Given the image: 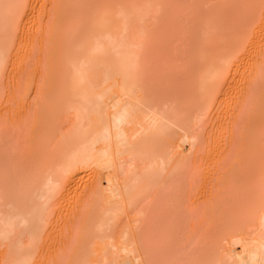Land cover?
Segmentation results:
<instances>
[{
    "label": "bare ground",
    "instance_id": "1",
    "mask_svg": "<svg viewBox=\"0 0 264 264\" xmlns=\"http://www.w3.org/2000/svg\"><path fill=\"white\" fill-rule=\"evenodd\" d=\"M14 1H17L18 3H14ZM14 1L0 0V33L5 32L6 29H8V26H11L10 24L8 25V23L7 26L5 25L6 23L3 24V19L6 20V22L10 20L13 21L12 16H16V14L13 15V13H16L17 9L20 8V6H17L19 8L15 6L18 4L20 5L22 0ZM33 2V5H31L30 8L28 7L29 10L26 9V15L23 14L25 13V10L19 9L23 11V13L18 11L20 13L16 16L15 22L18 21L21 13L28 16L25 17L26 19L34 15V5L36 2ZM155 2L156 0H154V3ZM135 3H137V1ZM23 4L21 3V5ZM12 7L16 10L14 11L12 9L13 13H11L10 10ZM145 7L146 6L143 8ZM141 8H139L140 10L137 9V11L136 9L132 10L126 7H121L116 11L108 9L102 13L97 11V13H94L95 18L80 37L78 36L80 28H77L76 22H82L84 18H77H80L81 15H84L85 17V14L87 13L81 14L80 16L78 14L79 17H76V19L72 20V22L70 21L71 23H67V27L71 26L68 28L66 27L65 29L71 30L72 32L65 39L67 46H65L64 52L61 55V70L59 73L61 86L60 88L58 87L59 91H56V93H59L56 99L57 105L54 106L55 113L53 115L55 129L59 128V137L56 138L53 143L55 146L57 144L55 147L57 154L54 155V153H52V155H47L43 164H41V169L38 170L35 176H33V181L30 183L27 179V182L30 184H27L25 181V186L24 182L22 181V184L20 181V183L25 186L23 192H21L22 188L20 189L22 196L15 193L12 194V191L10 193L9 191L4 190V188L6 189L5 184L7 181L3 183L4 185L2 186L3 181L0 179V242L1 244L4 243V245H2L5 248V251H0V256L3 264L31 263L37 243L43 239L41 237V232H43L42 228L47 224L45 222L48 221L47 217H49L48 215L51 211L49 208L53 205L51 204L53 203V199L58 196L60 192L65 193L66 190L63 192L62 190L66 184L68 187L72 184H74V186L77 184L79 185V183L82 182L86 176L89 178V182L85 184L87 192L84 196L82 193H85V190L80 193L84 200H82L83 203L81 204L82 209H80V211H82L78 221L79 225L78 223L76 225V229L80 228L78 229L79 231L74 229L77 233V238L74 237L72 240L75 245L77 244V246H74L77 247V249L73 248L76 252H78V258L75 255L76 259L74 257V262H76V264H160L162 259H164L160 254L158 256L162 259H158L159 257H156L155 250L158 247V242L156 241L157 239L154 241L152 239V233L155 235L157 233L155 232L157 230L155 228L156 223L159 222V214L156 213L159 212L161 214L160 210H162V205H167L168 202L165 201V204L164 200L169 197V194H171L177 188V185L181 183L180 181H183L184 179L182 178V172L177 174L175 171L179 170V166H188L193 159L192 156L197 155V147L200 142L201 135H199L196 131H193L194 127L191 124L193 119L191 118L195 115L196 120L198 118L201 121L202 116L205 115L204 113L213 111V97L215 95L214 84L216 80L221 78V75L223 78L221 65L225 57L217 59L216 57H211L212 59L207 60L205 67L203 66L204 68H202L199 74H197V92L199 93L198 96L203 102V105L201 102L198 103V105L194 104V108L197 110L195 111L196 114L194 112V114L191 115L192 113L190 114L188 111H179V109H177V111L175 107H167V104L166 106H163L166 102H162L163 104L156 102L157 100L155 101L147 95L150 93H147V89L144 84L145 79L142 69H147L144 67L146 66L144 61L145 58L147 59L146 52L149 50L148 45L151 42H148L150 37L148 38L146 33H149L151 28L148 26L150 29L147 28L149 30L147 32V23L144 21L146 16H148V13L146 15V8L144 9L145 11ZM99 10H104V8ZM9 13H11V18L5 19L6 15ZM26 19H24V22L27 21ZM35 20L31 21L35 23ZM83 22L86 21L84 20ZM17 24L19 23L17 22ZM28 24L31 25L32 23L30 24V22H28ZM15 26L16 23L14 24V27ZM18 26H16L15 29ZM161 26L162 25L159 27ZM26 27L27 26L25 25V28ZM28 30L30 31V29ZM41 30L43 29H40L39 31ZM153 32L154 31H152V33ZM3 34L5 33H2L0 36L3 37ZM28 34H30V32ZM161 34L164 35V33ZM147 35L151 34L149 33ZM1 37L0 80L2 78V72H5L4 66H6V58H9L8 56L6 57V54L11 52V50H8L11 49L10 46L9 48L7 46L12 42L11 39V42L6 46V49L5 45L7 42L4 43L3 41L6 40H2ZM146 37L148 40H146ZM164 37L161 38L164 39ZM3 38L5 39V36ZM152 38L150 40H152ZM14 41L16 42V40ZM145 41H147V43ZM30 43L31 41H29V45L27 44L28 47L30 46ZM156 43L158 44V42ZM24 44H26V42ZM12 45L17 46L14 42ZM155 45H152V47L154 48ZM24 46L21 49H23ZM159 46H161V44ZM145 47H147V49ZM6 50L10 52L7 53ZM144 50L146 56L144 55ZM149 52L151 53L152 51ZM153 54L154 53H152V55ZM236 55L237 53L234 54L233 57L235 58ZM22 56L24 55H21V57ZM153 56H156V54ZM148 59V61H151L150 59H152V57ZM225 62L234 64V66L239 65L233 61V63L229 62L228 59ZM155 65L154 67L156 68ZM154 67L151 69L155 70ZM161 73L164 74L163 72ZM154 78L156 79L157 77L154 76ZM147 79L150 81V77ZM150 89H152V87ZM250 91L251 90H249V92ZM188 92H190V90ZM246 93L248 95V90ZM251 93L253 94V92ZM255 95L257 96V94ZM251 96L253 95L250 94L249 98H251ZM256 96L255 99L258 97ZM47 97L49 98L50 96ZM53 100L54 99H52V101ZM250 101L254 102L253 98ZM251 102H245L244 100L242 107L246 106L248 103L251 104ZM189 107H191V105H189ZM242 107L240 109H243ZM212 113L215 114L216 112ZM69 119H71L72 122L70 125L68 123L67 129H64L63 123L66 124ZM184 143H187V148L184 146ZM1 166L2 165H0V167ZM180 169L183 171L182 168ZM224 182L225 181H223V183ZM229 183L231 182L229 181ZM237 185L238 187L235 189L234 199L235 209L234 211L229 209L233 213L229 215V220L224 222V224H221L223 226L221 229L219 228V231L214 230L208 234L205 239L202 237L203 239L199 242H195L196 240L191 242L190 247L188 250L186 249V252L183 248L182 249L184 251H181L179 255L177 254L179 252H174V259H169L172 261H170L171 264H264V172L258 174L257 176L250 174L240 176L237 180ZM8 187L10 186L8 185ZM10 190L12 189L10 188ZM179 190L180 189H178V193ZM226 190H224L223 193H227L229 191V189L227 191ZM220 198L218 196L213 198L218 203V206L221 202L220 200H223ZM81 199L77 200L81 201ZM171 201H173V199ZM174 201L176 200L174 199ZM169 203L168 206H170ZM179 206H181V204ZM218 208L216 207L217 210ZM163 211L164 210H162V212ZM207 211H209L208 208ZM214 211L216 210L214 209ZM129 213H131V216ZM208 213L209 215L211 214L210 212ZM123 214H127L128 216V218L125 217L126 215L124 216L128 222H126V225H124L125 222H120ZM162 215L164 216V214ZM129 216L134 218L131 222L128 221ZM212 218L215 219V217ZM156 220L157 222L154 225V221ZM222 221L223 220H221V222ZM162 224H164L163 221ZM162 224L159 223L161 226ZM161 231L163 232L162 229ZM161 231L159 230V236L157 235L154 239L160 237L162 234ZM72 233L75 234V232ZM82 235H84V237ZM75 238L76 241H74ZM77 239L79 242L83 239V248L80 247V243ZM42 241L44 242V240ZM74 244H70L71 246L67 249L70 248L69 250H73L71 247ZM160 249L162 250V248ZM176 249H178V251L180 250L179 248ZM180 255H182L181 257H184V259L179 258ZM69 257L70 256H68V258ZM64 259L67 260V258ZM35 262L36 261H34V264ZM165 262L166 261L161 264H167L168 261L166 263Z\"/></svg>",
    "mask_w": 264,
    "mask_h": 264
},
{
    "label": "rangeland",
    "instance_id": "2",
    "mask_svg": "<svg viewBox=\"0 0 264 264\" xmlns=\"http://www.w3.org/2000/svg\"><path fill=\"white\" fill-rule=\"evenodd\" d=\"M33 1H35V5H37H34L35 9L34 15H32L33 18L31 16L30 18H28V20L25 18L28 16L25 15L27 10H29L31 5H33ZM59 1L60 0H22L21 3H24V6L21 5L20 1V5L18 4L14 6H20V8H17L25 10V13L17 8V11L13 9V7L10 9L11 13H13V10L16 11V13L14 12L13 15H19L20 12L18 11H21L23 14H25H20V17L22 19L20 17L18 19L17 17L18 21L17 19L16 21L19 24L15 22V15L12 16L13 21L10 20L6 22V20L3 19V24L6 23L5 25L7 26L8 23V25L10 24L11 26H8V29L5 28L6 31L2 32L5 33L3 34V37L5 36V39L1 36L0 37L2 38V40H6L3 41L4 43L7 42L5 48L7 44L11 42V39L12 42L7 46L8 48L10 46L11 49L8 50H11V52L9 51V53L8 50H6V52L10 54L9 55L5 53L6 57H9L6 58L7 62L5 63V65L8 66H4L5 72H2V78L0 80V92H2L0 93V165H2L0 167L2 169V171L0 169V177L4 178L0 179H2L3 181L2 186L4 185L3 183L7 181L5 184L6 189L4 187L3 188L10 193L12 191V194L15 193L22 196L21 192H23V190L25 189L26 183L30 184L33 181V176H35L38 170L41 169V164H43L44 159H46L47 155H52V153H54V155L57 154V151L55 149V147L57 146V142L55 143L56 146L53 144L54 140L59 137V128L55 129V121L53 118V115L55 113L54 106L57 105L56 99L59 93H56V91H59V88L61 86L59 73L61 70V55L64 52L65 46H67V43H65V39L72 32L71 30H66L65 28L67 27V23H69L70 21L72 22V20H75L76 17H79L81 14L87 13L85 14L86 18L84 17V15H81L80 18H77L82 19L83 17V21L85 20L86 22L82 21L78 23V21H75L77 23V28H80L78 34V36L80 37L82 33H84V31L89 27L92 20L95 18L94 13H97V11L101 13L108 9L116 11L121 7L130 8L132 10L136 9L137 11V9L146 6V9L143 8V10H146V15L148 13L149 17L146 16L144 22L147 23L146 29L151 28V31L149 32L151 35H147L149 33H146V36L148 38L150 37V39L153 36L152 40H148V38L146 37V40H148V42H151L150 44L148 43L149 50H147L146 52L147 56L144 50V55L147 57V59L145 58L144 61V64L146 66H144V64L143 66L147 69H145L144 67V69H142L145 79L144 84L146 86L147 93H150L147 95L150 96V98H152L153 100H157L156 102L160 104L162 102H166L165 105L162 103L163 106H166L167 104V107H175L176 110L179 109V111H188L190 114L192 113L191 115H193L194 112L197 111L195 110L196 108H194V106L196 104L198 105V103L200 102L201 104L203 103L198 96L199 93L197 92V74H199L201 69L205 67L207 60L215 57L216 59L225 57L221 65L223 78L221 75V78L216 80L214 84L215 98L213 97L214 104L212 107V112L216 113L213 114L211 111L204 113L205 115H203L201 118L202 122L198 118L196 120L195 115H193L194 117L192 116L193 118L191 119L194 120H192L191 122L194 127H192L193 131H196L197 133H199V135H201L200 142L197 147L198 151L196 150L197 153L195 152L197 155L192 156L193 159L191 163L188 164V166L186 165L187 167L179 166L182 169L184 167L187 168H185L186 170L183 169L184 172L186 171L185 173L181 171L180 168H178L179 170L176 169L177 171L175 172H177V174H180L182 172V178L184 179L183 181H180L181 183L179 182L181 185L178 184L177 188L171 194H169V197L164 200V202L168 201L167 205H162V210L164 211L162 212V210H160L161 214L159 212L156 213L159 214V222H157V220L154 221V225L157 222V227L155 226V228L157 230L159 228L160 231L162 229L163 232L161 231V233L163 235L161 234L160 237L154 239V237H156L158 233L160 234V232L159 230L157 231L155 229V232H157L155 235L151 231L153 241L157 239L156 241L158 243H155H157L158 247L162 248V250L164 249L162 252V250L156 246L159 250L158 251L155 248L156 257L158 258V255L160 254L164 259H162L161 257H159L158 259H162L163 263L164 261H168L167 264H171L172 261L169 259H174V252H179L177 253L178 255L181 251L185 250L186 252L189 249L191 242L195 240V242H199L203 238L205 239V237L214 230L219 231L223 226L221 224H224V222H227L229 220V215H231L232 211H234L235 209V189L236 187H238L237 180L240 176L249 174L257 176L258 174L264 172V0H156L155 3L154 0ZM136 1L138 4L135 3ZM140 1L143 3H141ZM16 2L14 1V3ZM150 7H152L153 9ZM45 8L48 9L46 10ZM103 8L104 10H99ZM11 13L6 15V18H4L10 19ZM24 19L30 22V24L32 23V26L29 25L27 21L24 22ZM31 20H35V23ZM15 23L16 26L19 25L17 27L18 29H15ZM82 23H84L85 25ZM24 24L27 26L26 28ZM159 24L162 26L159 27ZM28 29H30V31ZM40 29L43 30L39 31ZM148 29L147 32L149 31ZM152 31L154 32L152 33ZM29 32L30 34H28ZM2 33H0V35H2ZM161 33H164V35H162ZM12 35L13 37H15L13 38ZM156 37L158 38V40ZM161 37H164V39ZM14 40H16V42ZM29 41H31V43L28 47ZM13 42L17 44V46L12 45ZM25 42L26 44H24ZM145 42L147 43V41ZM156 42H158V44ZM151 43L153 46L156 44L154 48L152 47ZM160 44L161 46H159ZM23 46L24 48L21 49ZM145 48L147 49V47ZM149 51L152 52L150 53ZM159 51L162 52L160 53ZM157 52L160 53L161 56ZM152 53H154L153 55L156 54V56H153ZM236 53L237 55L234 58L233 56ZM21 55L24 56L21 57ZM150 56L152 57V59H150L152 62L148 61V58H151ZM164 58L166 59V61ZM227 59L229 62L238 63L239 65L234 66V64L225 62ZM153 62H156V65ZM153 64L156 66V68ZM153 67L155 68V70L151 69ZM161 72H163L164 74H162ZM154 76L157 78L155 79ZM146 77H150V81ZM151 87L152 89H150ZM246 89L248 90V95L246 93ZM189 90L190 92H188ZM249 90L251 91L249 92ZM251 92H253V94ZM250 94L254 97L251 96V98H249ZM255 94H257L258 97ZM47 96L50 97L48 98ZM255 96L257 97L256 99ZM51 98L54 100L52 101ZM252 98L254 102L250 101ZM244 100L245 102H251V104L248 103L246 104V106L242 107V103L244 102ZM189 105H191L192 108L189 107ZM241 107L244 110L240 109ZM238 111L240 112V114ZM71 122V119H69L66 124L63 123V128L67 129L68 123L70 125ZM237 129L240 131H238ZM184 144V146L186 147L187 143ZM27 179L30 183L27 182ZM20 181L22 184L24 182L25 186L22 185ZM223 181L225 182L223 183ZM229 181L231 183H229ZM88 182L89 178L88 176H86L84 180L79 183V185L77 184L74 186V184H72L68 187V185L66 184L67 188L65 185V189L63 188L62 190V192L66 190L65 193L63 192V194L60 192V196L58 195L59 197L56 196L53 199V203H51L53 205L51 206V208H49V210L51 211L49 212L50 214L48 213V221L45 222L47 224L42 228V231L44 233L41 232V237L43 238L42 240H44V242L40 240L37 243V249L35 248L34 250V257H32V261L30 264H34V261H36L35 264H71L72 262L76 264L74 260L76 259V257L78 258V252L75 251L74 248L77 249V247L74 246H77V244L75 245L72 240L74 239V237L77 238V233L74 229L77 228L76 225L80 219L82 211H80V209H82L81 204L83 203L82 200H84L82 197L87 192V190L85 189V184H87ZM8 185L10 187H8ZM10 188L12 190H10ZM21 188L22 191L20 190ZM178 189H180L179 193ZM226 189H229L230 193L229 191L227 193L225 192L226 194L223 193ZM84 190L85 193L83 192ZM80 193H82L83 196ZM178 194L180 197L178 196ZM215 196H218L219 198L221 197L223 199H219L221 201L219 203V206L217 205L218 203L215 201V199H213ZM171 198L173 199V201H171ZM77 199H81V201H78ZM174 199L176 201H174ZM168 203L170 206H168ZM180 204L181 206H179ZM216 207H219L218 210L216 209ZM207 208L209 211H207ZM214 209L216 211H214ZM229 209H231L232 211ZM208 212L212 213L209 215ZM130 214L131 213H129V215ZM162 214H164V216ZM124 216L128 218L127 214H123V219L121 218V220H119L120 222L122 221V223L125 222L124 225H126L128 222L126 221L127 219H125ZM130 216L128 220L129 222L134 219ZM217 216L221 218H218ZM226 216L228 219L226 218ZM212 217H215L216 220ZM221 220L223 221L221 222ZM162 221L164 222V224H162ZM159 223L162 224V226L159 225ZM72 232H75V234ZM82 236L84 237V235ZM76 238L74 241H76ZM82 240L81 242H79L77 239V241L80 243L81 248H83ZM2 244L4 245V243ZM2 244L0 242V251H3L5 249ZM70 244H74L71 247H74L73 250H69L70 248L67 249L71 246ZM176 248H179L180 250L178 251V249ZM160 250L163 254L160 253ZM66 252L68 256H70L69 258ZM181 256L182 255H180L179 258L184 259V257ZM64 258H67V260H65ZM162 262H160V264ZM0 264H3L1 256Z\"/></svg>",
    "mask_w": 264,
    "mask_h": 264
}]
</instances>
